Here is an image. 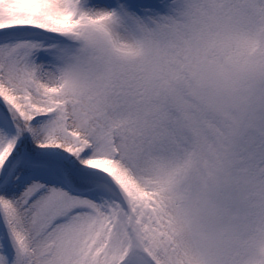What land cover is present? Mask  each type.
Listing matches in <instances>:
<instances>
[{
    "label": "snow or ice",
    "instance_id": "obj_1",
    "mask_svg": "<svg viewBox=\"0 0 264 264\" xmlns=\"http://www.w3.org/2000/svg\"><path fill=\"white\" fill-rule=\"evenodd\" d=\"M0 264H264V0H0Z\"/></svg>",
    "mask_w": 264,
    "mask_h": 264
}]
</instances>
